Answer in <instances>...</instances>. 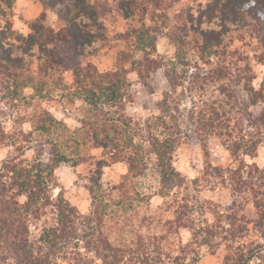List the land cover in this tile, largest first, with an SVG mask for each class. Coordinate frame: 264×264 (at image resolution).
I'll return each instance as SVG.
<instances>
[{"label": "rangeland", "instance_id": "374dc122", "mask_svg": "<svg viewBox=\"0 0 264 264\" xmlns=\"http://www.w3.org/2000/svg\"><path fill=\"white\" fill-rule=\"evenodd\" d=\"M90 2L101 7L103 14L99 21L89 23L88 39L94 45L81 50V57L61 46L64 84L71 86L73 69L88 63L99 72L111 70L125 47L121 35L142 23L153 27L157 49L152 57L158 64L143 78L132 72L126 75L131 95L122 112L132 117L141 130H148L149 125L155 124L153 117L161 114L157 105L171 90L167 73L171 68L177 69L179 86L172 91V122L180 139L173 166L181 186L165 197L161 195L154 156L146 158L147 168L139 175L129 171L127 162L115 163L109 152L96 148L85 136L91 132L82 123L87 120L86 105L68 96L73 89H55L53 96L38 100L42 109L54 115L57 125L49 133L36 132L31 122L32 116H37L33 113L37 102L26 100L33 91L28 88L9 94L0 75V122L11 139H16L11 140L15 144L12 147L0 149V165L21 155L40 161L45 168L54 165L53 182L47 193L51 204L56 205L58 199L68 202L78 216L75 224L80 240L86 238L72 242L51 264H104V253L94 251V246H98L95 241L100 239L127 250L121 264H147L134 260L138 254L126 249L130 246L133 252L152 259L150 264H264V208L257 210L250 191L236 190L229 172L240 169L247 174V166L254 163L264 167V146L259 147L256 158L242 155L258 136L254 119L264 108L260 102L252 106L253 92H249L252 87H264V61L259 57L264 50V0H258L254 10L239 0L236 13L225 17L220 11L211 10L214 0H138L133 8L138 15L130 19L118 10L123 4L122 9L127 11L129 0ZM8 3L0 0V32L7 31L11 21L17 36L27 39L32 33L31 24L44 12L43 1L15 0L12 9ZM46 16L50 26H63L56 11L49 10ZM171 37L185 39L182 63L176 61L178 50ZM15 38L5 41V49L15 43L14 56H19L28 47L14 42ZM206 42L215 47L205 51ZM27 51L30 56L25 57L26 62L31 63L35 73L40 51L36 47ZM141 57L136 55L137 59ZM130 62L124 67L130 69ZM217 63L228 66L226 77L214 74ZM246 66L253 71L250 82L241 70ZM214 107L219 120L210 113ZM201 116L221 125L213 129L198 124ZM135 142L139 143L137 138ZM19 201L24 203L26 197ZM101 201L107 204L105 208ZM51 204L28 218L36 253L42 250L38 240L44 229L56 224L57 215ZM98 208L106 213L103 227L87 230L86 218L93 217Z\"/></svg>", "mask_w": 264, "mask_h": 264}, {"label": "trees", "instance_id": "16d2710c", "mask_svg": "<svg viewBox=\"0 0 264 264\" xmlns=\"http://www.w3.org/2000/svg\"><path fill=\"white\" fill-rule=\"evenodd\" d=\"M42 1L44 12L31 24L32 33L27 39L17 36L18 33L12 29L11 21L8 22L7 31L0 32V75L5 80L4 88L9 90V94L12 92L21 93V89L28 88L33 91V96L27 97L26 100H30V103L37 102L35 109L33 107L34 116H37L36 119L35 117L33 119L32 116L31 123L35 131L41 134L42 132L49 133L52 128H55L57 120L49 110L41 108L38 100L48 98L49 95L54 94L55 89L56 91L58 89L62 91L73 89L72 93L68 92V96L83 102L87 108L88 121H82V123L85 128H88L87 130L91 131L90 135H85L90 142L96 148H102L105 152H109L108 155L113 162H127L129 171L139 172V175L147 168L146 158L154 156L156 170L161 179V195L168 196L174 189L181 186L180 176L173 166L174 153L180 139L178 128L172 122L174 119L172 112H175L173 102V92L175 91L173 89L179 86L177 69L171 68L167 73L171 90L164 93L163 100L157 105L161 109V114L153 117L155 124L149 125L148 130H141L139 125L134 124L132 117L125 111L122 112L125 109L122 107L131 95L129 92L130 83L126 75L132 72L143 78L158 64V60L152 57L157 49L154 28L142 23L139 28L127 30L120 37L124 41L125 47L118 53L115 65L111 70L99 72L91 63L75 67L73 82L69 86L64 84L62 77L65 69L63 66L64 57L60 54L61 46L67 47L80 57L83 54L81 50L91 48L94 42L88 39L90 36L89 23L101 19L103 16L101 7L99 8L90 0ZM129 1L126 3L127 11L122 9L123 4L118 9L125 19L138 15L137 11L133 9L138 0ZM8 2V8L12 9L15 0H8ZM238 2L239 0H214L210 8H213L211 9L213 13L220 11L225 17L236 13L235 4ZM257 2L258 0H244L245 4L249 3L248 7L252 10L255 9ZM147 6L149 5L146 4ZM49 10L57 12L63 23L61 28L57 29L49 25L46 16ZM141 12L144 13V10ZM146 12H149L148 7ZM143 16L144 14H142ZM6 32L11 36H6L8 35ZM12 37L13 39L17 37L14 42L27 46L30 50L31 47L39 49L40 52L37 56L39 67L35 73H32L31 63L26 62L25 57L30 56L28 48H21L22 52L19 56H14L17 44L12 43L9 50L5 49V41ZM184 37L170 38L174 48L178 50L175 55L178 63H182L183 60L182 52L184 51L182 48L185 50L184 45H186ZM206 46L205 51H211L215 47L207 42ZM137 54L142 57L137 59ZM259 57L264 61V50ZM129 60H131L130 69L124 67ZM215 65L217 68V71L214 72L215 75L221 77L228 75L226 73L228 66H221V63ZM241 70L249 77L248 82L254 79L253 71L249 66ZM222 89L224 90L226 87L224 86ZM249 92H253L252 106H257L259 102L264 104V87L259 90L252 87ZM217 110L216 107L211 108L210 113L219 120L221 117ZM214 122L201 116L198 124L208 125L213 129L218 128V124L221 125V123L214 124ZM254 122V126L259 131L258 136L252 142L251 147L245 148L247 151L242 154L251 156V158H256L259 147L264 146V108L258 118L254 119ZM8 133L0 122V149L13 146L12 142L16 139H11ZM136 138L139 143L135 142ZM11 140L13 141L11 142ZM247 168L250 169L247 174L240 169L229 172H232L234 185L237 186L236 190L250 191L253 194L252 200L257 210L261 211L264 208V197L260 198L264 195L261 192L264 190V167L261 168L254 163ZM54 172V165L45 168L40 161H30L23 158L22 155L4 161L0 165V264H51V260L65 253L72 242L78 243L86 239L84 237L80 240L79 230L75 224L78 216L74 208L61 199L57 200L56 205L51 204V197L47 193H49V183L53 182ZM245 174L246 176H244ZM22 196L26 197L24 203L19 201ZM99 203L103 205V208L107 206L102 201ZM50 204L55 207L56 224L44 229L38 240L42 250L36 253L35 245L30 239L28 218L38 215ZM94 214L93 217L86 218L87 230L102 229L103 227L102 218L106 215L105 211L98 208ZM95 244L98 246H94L97 247L94 251L104 253L102 256L104 264H117V262L121 264L124 254L127 253V250L118 246L114 247L105 239L95 241ZM126 249L130 253L138 254L134 260H142L147 264L152 263V259L147 256L140 252H133L132 246Z\"/></svg>", "mask_w": 264, "mask_h": 264}]
</instances>
